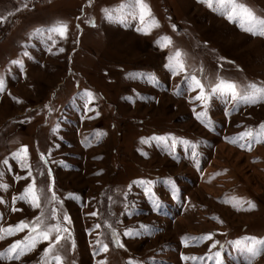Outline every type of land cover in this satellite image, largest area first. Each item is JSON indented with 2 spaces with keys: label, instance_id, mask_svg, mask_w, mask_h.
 I'll use <instances>...</instances> for the list:
<instances>
[{
  "label": "rangeland",
  "instance_id": "obj_1",
  "mask_svg": "<svg viewBox=\"0 0 264 264\" xmlns=\"http://www.w3.org/2000/svg\"><path fill=\"white\" fill-rule=\"evenodd\" d=\"M143 3L141 20L135 0H0V229H67L0 264H264L246 248L264 240V139L240 146L264 99L216 90L264 87V36L199 0ZM33 179L39 208L14 199Z\"/></svg>",
  "mask_w": 264,
  "mask_h": 264
},
{
  "label": "snow or ice",
  "instance_id": "obj_2",
  "mask_svg": "<svg viewBox=\"0 0 264 264\" xmlns=\"http://www.w3.org/2000/svg\"><path fill=\"white\" fill-rule=\"evenodd\" d=\"M200 3L206 4L208 7L213 8L214 11H217L221 14L227 16L229 20L239 23L242 30L251 33L252 35H260L264 36V18L257 17L251 9H249L245 4L241 2V0H199ZM135 6H138L141 11V20H143V14L146 10V5H144L143 0H135ZM111 15H109V19ZM66 26H60L57 31L60 32L61 35L64 34ZM165 41H169V38H163ZM166 46V45H162ZM63 51V49H61ZM179 56V53H177ZM171 66V65H170ZM179 68H183L182 63L178 64ZM175 70V69H174ZM195 85L197 87H201L200 82L193 77ZM222 89L226 93L231 94V98L236 100H257L264 99V87H257L255 84H250L247 86V94H240L237 92L236 85L231 82H222L221 85L218 86L216 90ZM0 90H3V81L0 80ZM250 90V91H248ZM204 93L201 91V94L196 97V99H203ZM205 114L199 113L197 114V118H203ZM262 133H264V125H261ZM245 137H250L247 142V145L241 144V147L250 145L253 141L260 142L264 139V135L261 133H253L251 131L245 132L241 134L240 139L243 140ZM195 146H193L194 148ZM195 155V152H193ZM16 158L23 161L24 167H29L26 162L27 150L26 148L21 149L20 152L15 154ZM43 159V157H42ZM5 163H7L5 161ZM32 173L29 168L28 176L31 177ZM14 199L24 200L26 202L31 203V205L35 208L40 207V197L38 190L35 185V180L33 179L32 183L28 185L25 189L24 193L19 197H14ZM52 199H55V194L53 193ZM254 207V205H249V208ZM17 211L18 209H13ZM53 214H55V209H53ZM92 215H96V213H92ZM64 221H69V218L65 215L63 217ZM96 227H99L97 225ZM24 229H29V235L26 236L23 240H17L13 244H11L6 253H0V258L7 259H19L22 255H24L27 251L32 250L35 247L36 243L41 240L52 241L49 244V247L45 249V254L50 253L56 244L59 243L61 239L64 237L60 235L62 232H66L67 229L63 228L62 225L58 222L56 224H44V221L41 217H36L30 226L28 223L21 221L15 226H10L7 229H0V239H4L6 236L14 235L17 232L23 231ZM56 233L55 239L53 240L52 234ZM131 232H126L125 235H131ZM98 243H100L98 241ZM261 247H257V246ZM246 248L251 257H255L261 251H264V240H256L255 238H249V242L246 244ZM100 250H107V246L103 245ZM217 255H219L217 253ZM53 259L57 262V264H62V258L59 255L53 257Z\"/></svg>",
  "mask_w": 264,
  "mask_h": 264
}]
</instances>
